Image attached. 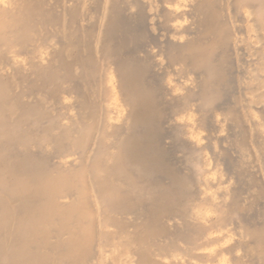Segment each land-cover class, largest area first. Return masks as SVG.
<instances>
[{
	"label": "bare ground",
	"instance_id": "1",
	"mask_svg": "<svg viewBox=\"0 0 264 264\" xmlns=\"http://www.w3.org/2000/svg\"><path fill=\"white\" fill-rule=\"evenodd\" d=\"M172 1L165 18L182 29L168 62L193 76L177 109L197 115L230 94L233 32L224 0H160ZM229 1L264 35V0ZM141 9L0 0V264H264L249 141H233L238 158L221 154L230 165L211 193L172 163ZM235 106L224 112L239 125Z\"/></svg>",
	"mask_w": 264,
	"mask_h": 264
},
{
	"label": "rangeland",
	"instance_id": "2",
	"mask_svg": "<svg viewBox=\"0 0 264 264\" xmlns=\"http://www.w3.org/2000/svg\"><path fill=\"white\" fill-rule=\"evenodd\" d=\"M94 2L95 0H87V5L92 9ZM139 2L147 34V40L140 51L149 63L153 85L164 103L166 124L161 141L170 152L172 163L181 171L196 174L201 179L197 190L208 188V193L214 192L217 190V180L221 174L227 173V165H230L229 158H224L221 154L225 151L232 158H238V150L232 143L245 135L249 141L245 162L259 182L264 184V159L258 148L264 142V103H258V95L262 91V60L256 53L258 48L264 46L262 31L257 27L250 30L248 27L255 25L253 18H248L244 10L236 11L229 0H224L226 16L233 32L230 47V94L223 103L196 115L193 111L177 109L180 95L186 91L184 84L190 85L193 76H183L176 63L168 62L173 50L174 34L182 29L174 30L177 22L174 20L175 15H172L171 22L165 18L167 7L174 5L175 1L168 5L162 4L160 0ZM130 12L136 14L137 9L131 6L127 13L131 15ZM229 104L236 107L237 114L242 119L241 124H235L226 116L224 111ZM189 122L193 124L190 126ZM195 162L198 167L194 165ZM228 174L225 177H230L227 176L225 180L232 177L229 172Z\"/></svg>",
	"mask_w": 264,
	"mask_h": 264
},
{
	"label": "clouds",
	"instance_id": "3",
	"mask_svg": "<svg viewBox=\"0 0 264 264\" xmlns=\"http://www.w3.org/2000/svg\"><path fill=\"white\" fill-rule=\"evenodd\" d=\"M225 243H226V244H227V243H231V240L226 241ZM226 262H227V257H224V259L222 260L221 264H226Z\"/></svg>",
	"mask_w": 264,
	"mask_h": 264
}]
</instances>
